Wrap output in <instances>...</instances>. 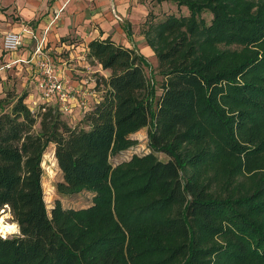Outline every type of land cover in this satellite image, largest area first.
Here are the masks:
<instances>
[{"label": "trees", "instance_id": "trees-1", "mask_svg": "<svg viewBox=\"0 0 264 264\" xmlns=\"http://www.w3.org/2000/svg\"><path fill=\"white\" fill-rule=\"evenodd\" d=\"M174 1L187 14L144 31L158 82L107 36L88 42L109 73L75 126L26 92L0 97V209L19 230L0 234V264H264V0ZM142 128L149 152L112 164ZM50 143L57 192L88 191V206L48 214Z\"/></svg>", "mask_w": 264, "mask_h": 264}, {"label": "crops", "instance_id": "crops-1", "mask_svg": "<svg viewBox=\"0 0 264 264\" xmlns=\"http://www.w3.org/2000/svg\"><path fill=\"white\" fill-rule=\"evenodd\" d=\"M127 6V0H0L1 38L8 31L23 34V44L19 47L20 50L7 52L8 61L29 54L34 46L31 32L41 36L47 28L45 49L49 55L60 56L58 57L59 63L54 62L59 74L71 80L75 86L94 87L93 81H87L89 84L86 86L81 85L87 83L85 80L89 70L100 72L104 76L109 71L101 69L96 63L90 65L87 62L88 42L93 38H105L109 35L115 40L114 37L120 35L118 28L119 24L124 21ZM13 15L15 20L11 19ZM113 18L114 22L111 21ZM126 27L125 32L131 40L132 34L130 30H126L129 27ZM121 44L127 47L135 46L127 41ZM28 47L29 49H25V52L21 51ZM139 49L145 56L153 53L146 44L139 46ZM61 53H64L63 58ZM80 67H88V70L85 71ZM92 91L94 92V89ZM94 94L90 98L94 97ZM76 104L77 100L74 105Z\"/></svg>", "mask_w": 264, "mask_h": 264}, {"label": "rangeland", "instance_id": "rangeland-1", "mask_svg": "<svg viewBox=\"0 0 264 264\" xmlns=\"http://www.w3.org/2000/svg\"><path fill=\"white\" fill-rule=\"evenodd\" d=\"M128 6L125 13L124 21L119 24L118 28V34L116 37H114V41L116 43L121 44V42H132L130 45H135V47L139 48V46H142L143 44H146L145 42V35L144 31L146 29V21L149 23L157 22L165 18L168 14H175V15H186L187 10L184 6L178 7L176 5V2L174 0H127ZM113 14V12H112ZM12 15V14H11ZM205 16L209 17L208 14H204ZM11 18L12 20H15L14 15ZM114 17V14H113ZM114 22V18L111 20ZM128 26L129 30L132 34L131 40L128 38L125 27ZM123 30V31H122ZM123 32V33H122ZM111 36V35H109ZM112 38V37H111ZM70 39V38H67ZM66 39V40H67ZM2 38L0 36V97H3L6 95V93H14V94H21L23 92L27 93V96L25 98L24 103L27 106H31V100H34L37 96V88H36V75L34 73V69L32 65H27L23 63H15L13 65L5 66V64H8V53L5 52L2 49L1 43ZM33 44V42H31ZM139 45V46H137ZM147 45V44H146ZM24 48L21 51L25 52ZM20 50V49H19ZM19 52V51H18ZM53 57L54 62L57 64L59 63L58 57L54 54H50ZM64 53H61V57L63 58ZM145 56V55H144ZM84 60L85 56L83 55ZM87 62L90 65H94L95 62L90 60L86 56ZM146 59L149 63V66H146L145 72L148 78L154 79L155 81L160 80V76L155 71V67L157 65V59L154 54L146 56ZM21 64V65H18ZM18 66V67H17ZM3 67V68H1ZM83 70H88V67H80ZM102 73L100 72H91L89 70V73L87 74V78L85 82L93 81L95 83V79ZM66 79V78H65ZM67 80V79H66ZM68 82H72L71 80ZM81 84V85H87ZM82 87V86H81ZM83 90H90V94H88L89 99V106L92 107L94 103L98 102L100 100L99 96L101 95L98 88L94 87H82ZM94 89V92L92 91ZM82 92V91H81ZM95 93V94H94ZM160 93V90H157V94ZM94 94V97L90 98ZM31 95V96H30ZM97 99V100H96ZM76 98L73 100L75 104ZM95 101V102H94ZM29 108V107H28ZM83 112L77 108V110L74 109L70 113L61 114V118L68 122L69 125L75 126L77 121L82 117ZM79 117V119H78ZM34 130H39V124L38 122L34 126ZM133 139L137 141V143L132 146L131 148L122 151L116 155H113L111 157L112 164H117L122 161L128 160L133 154H145L149 152V148L147 146V129L142 128L141 130L133 133L131 135ZM41 166L43 169V174L41 177V185L43 189V199L46 204V208L48 211V214L50 213V209L53 207L54 201L56 199H60L61 204L64 208H83L90 204L92 194L88 191H82L76 194H70V195H61L56 190V184L62 180L61 171L57 165L55 156H54V144L50 143L48 147L46 148L43 156H42V162ZM0 217H3V219L0 218V231H7L11 234H7L2 237H9L15 234L19 233V230L16 231L12 230L10 228L11 224L14 222L12 219V215L10 212L9 207H4L0 209ZM16 223V222H14Z\"/></svg>", "mask_w": 264, "mask_h": 264}, {"label": "built area", "instance_id": "built-area-1", "mask_svg": "<svg viewBox=\"0 0 264 264\" xmlns=\"http://www.w3.org/2000/svg\"><path fill=\"white\" fill-rule=\"evenodd\" d=\"M46 32L47 28L41 36L31 32L34 46L30 53L11 60L5 66L20 62L33 66L36 75L37 96L31 100V106H28L32 112L38 109L44 110L48 105L56 106L62 113H70L74 107L84 112L90 108L88 99L90 90H83L81 86L73 85L59 74L52 57L45 49ZM1 43L5 52H14L23 44V34L8 31L2 36ZM74 98L77 99L76 105L72 104Z\"/></svg>", "mask_w": 264, "mask_h": 264}, {"label": "bare ground", "instance_id": "bare-ground-1", "mask_svg": "<svg viewBox=\"0 0 264 264\" xmlns=\"http://www.w3.org/2000/svg\"><path fill=\"white\" fill-rule=\"evenodd\" d=\"M8 224H10V223H8ZM10 228H11L12 230L16 231V230H17V225H16L15 223H13V224L10 225ZM0 234H1L2 236H5V235L10 234V233H3V232L0 231Z\"/></svg>", "mask_w": 264, "mask_h": 264}, {"label": "water", "instance_id": "water-1", "mask_svg": "<svg viewBox=\"0 0 264 264\" xmlns=\"http://www.w3.org/2000/svg\"><path fill=\"white\" fill-rule=\"evenodd\" d=\"M4 207H8V206H4ZM4 207H3V208H4ZM16 225H17V224H16Z\"/></svg>", "mask_w": 264, "mask_h": 264}]
</instances>
